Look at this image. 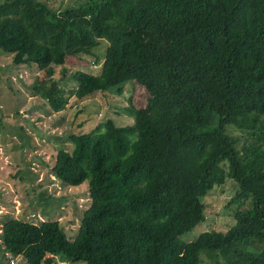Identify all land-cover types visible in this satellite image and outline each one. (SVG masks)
<instances>
[{
	"label": "trees",
	"instance_id": "1",
	"mask_svg": "<svg viewBox=\"0 0 264 264\" xmlns=\"http://www.w3.org/2000/svg\"><path fill=\"white\" fill-rule=\"evenodd\" d=\"M102 38L97 74L74 71L78 86L67 92L49 82ZM0 53L46 70L29 90L55 112L71 96L123 93L127 82L154 100L169 93L160 105L130 106L131 124L108 119L71 135L52 172L70 187L88 183L79 231L8 215L7 264H264V0H87L61 11L0 0ZM229 181L234 223L184 239L206 220L203 197Z\"/></svg>",
	"mask_w": 264,
	"mask_h": 264
},
{
	"label": "rangeland",
	"instance_id": "2",
	"mask_svg": "<svg viewBox=\"0 0 264 264\" xmlns=\"http://www.w3.org/2000/svg\"><path fill=\"white\" fill-rule=\"evenodd\" d=\"M43 1L61 11L87 0ZM108 48V41L100 39L90 54H80L67 59L63 66H55L49 82L64 87L66 92L76 88L78 83L71 74L76 70L97 74L101 63L93 60L99 56L103 62ZM47 76L46 70L34 66H15L13 55L0 53V228L8 215L36 223L51 217L60 220L68 235L74 237L81 225V214L90 204L88 183L70 187L58 180L52 172L57 152L73 149L72 134L92 132L108 119L120 126L131 124L130 106H157L169 93H162L154 100L143 86L127 82L123 93L113 87L83 99L71 96L65 109L55 112L45 99L29 90L35 80H45ZM236 187L229 181L225 187L215 188L204 196L206 220L183 238L191 241L205 231L228 230L234 220L232 207L228 208L227 204ZM1 252L0 247V264H7ZM15 258L16 264H26L23 256ZM56 261L87 264L61 257Z\"/></svg>",
	"mask_w": 264,
	"mask_h": 264
},
{
	"label": "built area",
	"instance_id": "3",
	"mask_svg": "<svg viewBox=\"0 0 264 264\" xmlns=\"http://www.w3.org/2000/svg\"><path fill=\"white\" fill-rule=\"evenodd\" d=\"M9 258H10V263H11V264H15V263H16V259H15V257H13V256H9Z\"/></svg>",
	"mask_w": 264,
	"mask_h": 264
}]
</instances>
